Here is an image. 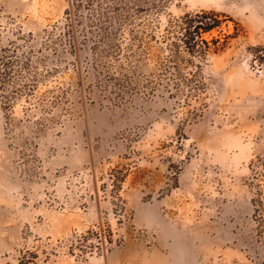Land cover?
<instances>
[{
    "label": "rangeland",
    "instance_id": "obj_1",
    "mask_svg": "<svg viewBox=\"0 0 264 264\" xmlns=\"http://www.w3.org/2000/svg\"><path fill=\"white\" fill-rule=\"evenodd\" d=\"M0 73V264H264V0H0Z\"/></svg>",
    "mask_w": 264,
    "mask_h": 264
},
{
    "label": "trees",
    "instance_id": "obj_2",
    "mask_svg": "<svg viewBox=\"0 0 264 264\" xmlns=\"http://www.w3.org/2000/svg\"><path fill=\"white\" fill-rule=\"evenodd\" d=\"M220 24V20L213 13H196V14H186L179 19V29L182 30L181 37L183 40L180 41L185 45L186 52L190 55L194 53L201 52V50H197L204 43L202 40V34L208 33L213 29L217 28ZM179 40V38H178ZM174 57H178L180 52L178 50V43H173ZM204 54V53H202ZM7 75L8 73H4ZM0 77H2V73H0ZM7 100V99H6ZM9 101V99H8ZM254 212H257L256 210ZM260 223L264 224V220L260 219Z\"/></svg>",
    "mask_w": 264,
    "mask_h": 264
},
{
    "label": "built area",
    "instance_id": "obj_3",
    "mask_svg": "<svg viewBox=\"0 0 264 264\" xmlns=\"http://www.w3.org/2000/svg\"><path fill=\"white\" fill-rule=\"evenodd\" d=\"M18 264V263H17Z\"/></svg>",
    "mask_w": 264,
    "mask_h": 264
}]
</instances>
